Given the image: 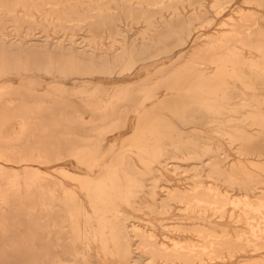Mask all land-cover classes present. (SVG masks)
<instances>
[{"label":"bare ground","instance_id":"6f19581e","mask_svg":"<svg viewBox=\"0 0 264 264\" xmlns=\"http://www.w3.org/2000/svg\"><path fill=\"white\" fill-rule=\"evenodd\" d=\"M202 1L0 0V264H264V17Z\"/></svg>","mask_w":264,"mask_h":264},{"label":"rangeland","instance_id":"374dc122","mask_svg":"<svg viewBox=\"0 0 264 264\" xmlns=\"http://www.w3.org/2000/svg\"><path fill=\"white\" fill-rule=\"evenodd\" d=\"M202 3H203L204 9H208V8H210L211 0H203ZM240 7L244 8V9H247V10L249 9V10L255 11L257 14H259V15L264 17V0H263L262 5L260 7H254V6L248 5V4L245 3V0H234L229 5V8L227 10H225L223 13H221L220 15H217V14L213 13L212 11H210V16L212 18V25H211L209 30L211 32H215L216 30L222 29L224 26H222L221 23L222 22H230L231 21V19H230L231 16L236 18L237 15L234 12H236L237 9L240 8ZM187 8H188L187 9L188 15L189 16H193V14H192L193 11H191V7H187ZM200 16H203V12H200ZM142 29H143V24H141V23L133 24L132 26H124V25H122L121 26L122 36L118 37L119 38L118 41H120L121 39H125L128 44H130L132 42L139 43V37H140L139 33H140V31H142ZM201 31L202 30L200 28H194L193 33L188 37V44L191 45L197 39L198 34ZM35 34H36L35 36H32L30 38V39H33V42L37 41V40H34V39H39L41 37V34H39L38 31H36ZM54 37H56V36L52 35V37H50V41L51 40L56 41V39ZM92 37H95V41L97 42V44L102 43L104 48H110V50H112V52L114 51V48L116 47V45H114V47L111 45V39L108 37V33L105 32V31H102L101 29L90 30V29H87V28H83L81 30H78L75 33V36L73 37V39L77 42V44L84 45V44H87L89 42L88 40H90ZM185 51H186V49H185ZM178 54H180V49L175 50L173 52L172 56L169 57V58L175 59L178 56ZM162 57L158 58L157 61L159 59H161ZM166 59L167 58H165L163 60H166ZM166 62H168V61H166ZM142 63H139L138 65H140ZM146 63H150V62H145V64ZM157 68H159V67H157ZM157 68H155L153 66L149 67L150 73H154L157 70ZM138 76H140L141 78L145 77V72L144 71L140 72V74H138ZM135 77L136 76H134L130 80L128 79V80H125V81H129V82L133 81L132 79H134ZM46 78H48V77H46ZM14 80H11V81L13 83H18L19 82V80L17 78H15V77H14ZM130 117H129V121H128L129 123H128L127 129H125L123 132H132V130H133L132 127L134 125L135 117L134 116H130ZM132 120H133V122H132ZM187 130H189V129H187ZM16 133L19 134V132H16ZM198 135H200L201 137H204L205 134L203 132H200ZM0 162L5 167L12 168V170H14V169H16L18 167V165L15 164L14 162H5V161H0ZM73 165L75 166L76 164L74 163V161L72 159L70 161H68L67 164H66L67 167L69 166L68 168H70L72 170H75V167ZM41 169L42 170H46V171H50V172L53 170L51 168V166H47V167L44 166V167H41ZM54 175H56V177H58V178H61L60 175H58L56 173H54ZM183 176H185V174ZM187 182H188V180L183 179L181 183L185 186V184ZM0 206H2V208L4 210L11 209L10 204H5V203L3 204L1 202V200H0ZM16 228H19V227H14L12 232H10V234H9L13 238L22 236V235L27 233V226H23V227H21L19 229H16ZM94 261H96V260H94Z\"/></svg>","mask_w":264,"mask_h":264}]
</instances>
